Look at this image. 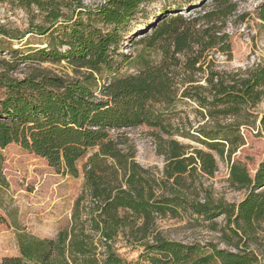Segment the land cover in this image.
Returning <instances> with one entry per match:
<instances>
[{
  "label": "trees",
  "instance_id": "16d2710c",
  "mask_svg": "<svg viewBox=\"0 0 264 264\" xmlns=\"http://www.w3.org/2000/svg\"><path fill=\"white\" fill-rule=\"evenodd\" d=\"M17 1L43 13L47 26L39 24L35 32L50 38L47 46L29 53L20 47L0 51V147L17 143L73 175L92 153L83 164V191L71 225L52 238L18 228L19 253L4 256L0 264H264L248 242L264 220V158L254 175L242 162L231 163L230 184L247 190L237 204L216 198L200 181L218 170L214 152L231 159L244 144L242 128L257 121L253 108L264 101V63L227 71L215 69L210 59L213 50L231 54L226 27L237 0H213L192 18L158 20L131 40L142 45L143 66L129 75L117 74L121 26L150 0H106L97 8L81 0ZM259 17L264 20V3ZM1 34L9 32L0 28ZM152 50L161 52L158 61L145 55ZM6 54L12 57H2ZM36 59H66L79 74H11L18 62ZM184 100L195 104L204 120L194 132L181 130L170 118ZM260 123L264 134V113ZM139 125L158 129V152L166 160L161 174L140 164L124 146L122 129ZM182 212L211 221L225 215V225L215 229L231 247L186 243L155 231L159 216ZM119 236L140 250L137 262L118 252Z\"/></svg>",
  "mask_w": 264,
  "mask_h": 264
},
{
  "label": "rangeland",
  "instance_id": "374dc122",
  "mask_svg": "<svg viewBox=\"0 0 264 264\" xmlns=\"http://www.w3.org/2000/svg\"><path fill=\"white\" fill-rule=\"evenodd\" d=\"M81 2L89 8H97L106 0H81ZM212 2L213 0H150L144 3L135 17L121 26L123 42L119 53L115 55L119 66L117 74L136 73L143 66L139 57L143 52L142 45L131 40L143 36L144 31L151 30L149 28L162 18L179 15L192 18L198 15L197 10L204 5L209 6ZM237 2L238 9L229 19L226 27V31L230 34L231 54L216 50L210 52V59H213L214 68L218 70H245L257 63H264V20L259 17L264 0H237ZM64 11L67 15L72 14L71 8L65 7ZM39 24L47 26L43 13L36 7L26 9L20 6L17 0L0 1V28L9 32V35H0V51L20 47L29 53L30 50L47 46L50 36L35 32ZM58 32L60 30L56 35ZM145 55L150 56L152 61L161 58V52L155 50L145 52ZM2 57L9 59L12 56L6 54ZM18 63L11 71V74L17 77L36 71L57 73L67 78L74 77L78 73L76 65L66 59L60 61L36 59ZM195 107L196 105L190 101L179 102L170 117L173 124L178 125L181 130L194 132L196 127L204 122L202 117L197 115ZM253 111L258 118L255 123L242 128L244 144L232 154L231 159L227 156L222 158L214 152L218 159V170L213 176L200 177L205 188L212 191L218 199L237 204L247 194L246 189L236 188L229 182L230 165L233 161L242 162L254 175L264 158V134L260 123L264 113V101L255 106ZM157 131L158 129L147 125H139L122 129L121 137L125 141L124 146L134 151L135 159L140 164L161 174L166 160L164 155L158 152L157 139L154 135ZM112 133L117 134L118 131L114 130ZM174 138L192 146L204 147L192 138L181 135H175ZM90 153L92 151L88 154ZM88 154L78 163L79 174L73 175L57 171L45 158L17 143L0 147V214L5 217V220L0 222V260L6 255L19 253L18 228L38 237L52 238L62 228L71 225L75 201L83 191L85 178L83 164ZM215 222L217 225L214 224ZM225 223V215H220L211 221L182 212L176 217L159 216L155 231L167 238L186 243L207 244L212 241L221 247H231L220 239L219 229H215L216 226L220 228ZM251 238L252 240H248L249 246L259 254L264 263V220L258 223ZM116 246L118 252L128 260L133 262L139 260L140 250L127 245L122 236H119Z\"/></svg>",
  "mask_w": 264,
  "mask_h": 264
}]
</instances>
